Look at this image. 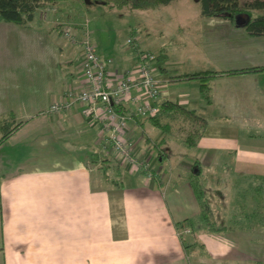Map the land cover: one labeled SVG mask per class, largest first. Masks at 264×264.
Here are the masks:
<instances>
[{
	"label": "crops",
	"instance_id": "1",
	"mask_svg": "<svg viewBox=\"0 0 264 264\" xmlns=\"http://www.w3.org/2000/svg\"><path fill=\"white\" fill-rule=\"evenodd\" d=\"M79 1L56 3L61 4L60 15L52 5L45 21L38 11L24 26L0 23V123H21L0 144V264H191V254L180 242L181 229L176 227L191 214L197 216L195 225L205 229L197 235L203 258L213 264H264L258 209L245 205L253 191L264 196V72L215 76L209 83V105L199 92V82L169 85L160 74V69L181 75L264 67V36H250L228 20L203 18L199 10L175 19L177 27L195 33L191 52L184 55L186 42L179 43L181 59H170L166 44L150 48L148 40L137 42L132 61L98 56L111 61L107 69L118 79L134 67L137 53L156 55L155 62L162 67L155 71L151 63V68L163 92L154 104L161 109L163 103H172L194 111L205 122L191 149L195 158H181L183 162L172 164L166 176L165 138L154 140L152 149L150 141L138 140L142 159H156L155 168L161 172L152 178L126 172L132 189L120 192L121 182L113 189L96 178L95 169L111 171L114 161L96 152V147L101 148L98 127L79 117V107L72 113H48L76 83L79 47L64 39L60 26L78 30L85 25L78 18L79 6L72 10L69 4ZM163 27L159 25V34ZM173 86L179 93L168 98ZM168 112L171 115L176 108ZM161 115L167 116L160 112L157 120ZM145 120L130 123L133 133ZM212 172L219 174L218 195L227 197L226 188L233 187L237 212L230 221L244 222L232 228L216 225L225 232L212 233L197 224L205 209L194 198L190 179L198 176L207 204L204 187ZM182 188L190 197L178 200L177 194L170 206L168 192ZM112 218L114 223L109 222Z\"/></svg>",
	"mask_w": 264,
	"mask_h": 264
},
{
	"label": "rangeland",
	"instance_id": "2",
	"mask_svg": "<svg viewBox=\"0 0 264 264\" xmlns=\"http://www.w3.org/2000/svg\"><path fill=\"white\" fill-rule=\"evenodd\" d=\"M108 2V6L112 4L111 7L105 6L103 4H92L85 5L83 1H79L77 3L69 2L72 7L75 5L79 6L76 9L81 10V14H79L78 18H81L82 24L87 25V30L90 33V39L92 45L95 47V51L97 55L101 58L115 59L119 61L120 59H125L127 62L132 61L134 54L131 52L132 47L126 46L125 42L131 38L137 39L139 42L141 40H148V44L150 48L155 44H166L169 49L168 52L169 58H183L185 53L192 51V45L195 43V33L187 32L181 27H177L175 23V19H177L180 14H196L199 10V4L195 0H178L174 1L172 5L168 8H161L157 10H140V9H131L126 8L127 5L118 6L113 0H103ZM253 0H239L240 4H244L246 2H251ZM74 3V4H73ZM60 5V6H59ZM188 10H186L185 6H188ZM57 13L60 15L61 4H56ZM52 6H49L51 8ZM129 7V6H128ZM49 8H45L40 10L39 18L41 21H45L44 19H49L48 16L53 11H47ZM60 8V9H59ZM75 7L72 8V10ZM186 10V11H185ZM254 14V13H253ZM62 16V15H61ZM65 18L66 16L63 15ZM159 25H163L161 32L159 34L158 27ZM70 28V25L64 24L63 29ZM134 31L135 33L130 35V33ZM185 41L186 49L183 52V56H181L177 47L180 46L179 43ZM174 42V43H172ZM174 56V57H171ZM162 65L157 62H152V68L155 71H158ZM178 70L183 69L181 67L177 68ZM179 73L182 71H178ZM175 86L170 87V94L168 98L175 96L179 92L174 89ZM173 100V99H171ZM159 120V119H158ZM161 128H155L152 126V122L150 120H145L144 125L141 128H136L134 130L135 140H144L142 142H149L148 148H153V141H160L165 138L164 143L162 144V150L166 152L167 158L163 162L164 175H168L169 168L172 164H177L186 156L188 160H193L195 155L191 149H188L185 146V140L189 135L195 136L196 133L200 132V127L193 124L189 119L185 118L180 113L174 112L171 115H161L160 117ZM147 140V142H146ZM144 144V143H143ZM141 146H138L140 150ZM96 152L102 158H105L106 154L101 150V148L96 147ZM139 158L142 159L143 156L139 154ZM98 161V159H97ZM151 160L149 166V172L153 175V173L157 174L159 170L155 168L157 163ZM186 162H188L185 159ZM183 162V161H181ZM193 163V161H191ZM120 162L113 161L111 162V171H101L102 169H95L96 178L99 180L102 179L105 181L106 187L109 185L113 189L118 188V183L121 182L123 184L118 191L123 192L124 190H131V183L128 181L126 176L127 173H133V170L129 166H124L125 169L121 168ZM101 165H99L100 167ZM110 168V167H109ZM123 171L124 174L120 173ZM191 171V169H190ZM127 172V173H126ZM119 174V175H118ZM178 175V174H177ZM212 176V177H211ZM219 174L216 172H212L208 174L209 180H207L205 189H206V198H207V210L209 221L216 224L217 226H227L231 227L233 225L241 224L243 221H230L234 214L237 212V205H235V201L237 200L233 196V187L226 188L227 197H223L224 195L220 194V188H217L216 179ZM220 178V177H219ZM165 179L168 180V177ZM174 192V193H173ZM173 193V194H172ZM177 194L179 196H177ZM178 198V200H183L189 198V192L186 188H182L176 193L175 191L168 192V202L170 206H173V198ZM254 198V199H253ZM245 205L251 207V209L257 208V214L263 218V222L260 224H256L258 227L262 226L264 229V196L260 194H255L254 191L252 193V197H247L245 200ZM179 205H177L178 207ZM227 207V209H226ZM187 220L188 223L185 226L188 229H181L179 231L180 236H182L186 242V244H192L195 250L191 254V264H213L209 259L203 258L198 248V240L197 235L204 232L200 227H197L195 224L197 216H192ZM109 222L114 223V218L110 219ZM182 224L184 221L181 222ZM244 223V222H243ZM190 224V225H188Z\"/></svg>",
	"mask_w": 264,
	"mask_h": 264
},
{
	"label": "built area",
	"instance_id": "3",
	"mask_svg": "<svg viewBox=\"0 0 264 264\" xmlns=\"http://www.w3.org/2000/svg\"><path fill=\"white\" fill-rule=\"evenodd\" d=\"M61 33L70 45L79 47L76 83L68 87L60 102L50 106L48 113H72L79 107V117L98 127V144L107 160L113 159L121 166H129L133 173L143 172L152 178L148 171L151 162L139 158L138 141L130 123L135 119L155 118L160 113L154 101L162 94L163 85L151 68L156 55L137 53L134 67L116 79L107 69L111 61L99 59L86 25L78 30L62 28ZM137 42L131 38L125 45L136 51Z\"/></svg>",
	"mask_w": 264,
	"mask_h": 264
},
{
	"label": "trees",
	"instance_id": "4",
	"mask_svg": "<svg viewBox=\"0 0 264 264\" xmlns=\"http://www.w3.org/2000/svg\"><path fill=\"white\" fill-rule=\"evenodd\" d=\"M70 1V0H0V23H8L24 26L32 22L35 14L45 8H49L56 3ZM83 1V0H81ZM118 6L127 5L131 9L140 10H157L167 7L175 0H113ZM200 7V15L203 18H215L228 20L232 25H234V19L237 15L246 14L248 16L247 24L241 28L250 36H264V0H253L251 2H246L240 4L239 0H196ZM90 5L92 4H103L108 6L107 1L103 0H90ZM254 13V14H253ZM235 26V25H234ZM60 27L63 28V25ZM59 27V28H60ZM159 61V58H157ZM264 72V67L254 68L249 70H239V71H228V72H197L193 74H181L174 75L172 72L166 69H160V74L163 76L162 81L169 85L180 84L185 82H199V92L202 98L205 100L206 104H210L209 97V83L217 75H244L250 73ZM176 108V112L183 115L185 118L189 119L193 124L200 127V129L205 128V122L200 117L196 116L194 111H187L182 108L177 107L172 103H163L160 109L161 113L166 115L169 113V109ZM150 120L155 127L161 128L162 125L159 123L157 118H150ZM3 124V123H2ZM0 123V144H2L7 138L14 132L21 123L16 125H2ZM201 132L196 133L195 136L189 135L185 140V146L188 149H192L196 146V142L200 137ZM105 162V161H104ZM190 186L194 198L202 207L205 209L204 212L197 219V224L205 226L208 231L212 233L225 232V228H217L216 224L209 221L208 213H206L207 204L205 203L204 193L201 190L200 183L198 181V176L192 175L190 179ZM260 224L263 222L261 216L257 219ZM184 223H177L176 227L178 229L185 228ZM180 242L184 248V251L189 256L195 250V246L192 244H186L184 239L180 236ZM194 246V247H193ZM200 250H204L203 245H198ZM206 256V254H205Z\"/></svg>",
	"mask_w": 264,
	"mask_h": 264
},
{
	"label": "water",
	"instance_id": "5",
	"mask_svg": "<svg viewBox=\"0 0 264 264\" xmlns=\"http://www.w3.org/2000/svg\"><path fill=\"white\" fill-rule=\"evenodd\" d=\"M85 5H90V0H83ZM248 16L246 14L237 15L234 19V25L237 28H243L248 22Z\"/></svg>",
	"mask_w": 264,
	"mask_h": 264
}]
</instances>
